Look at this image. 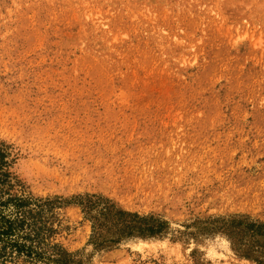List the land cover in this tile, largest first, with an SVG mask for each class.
Wrapping results in <instances>:
<instances>
[{"label": "rangeland", "instance_id": "rangeland-1", "mask_svg": "<svg viewBox=\"0 0 264 264\" xmlns=\"http://www.w3.org/2000/svg\"><path fill=\"white\" fill-rule=\"evenodd\" d=\"M0 143L81 264H258L215 219L264 222V0H0ZM87 194L162 234L97 248Z\"/></svg>", "mask_w": 264, "mask_h": 264}, {"label": "trees", "instance_id": "trees-1", "mask_svg": "<svg viewBox=\"0 0 264 264\" xmlns=\"http://www.w3.org/2000/svg\"><path fill=\"white\" fill-rule=\"evenodd\" d=\"M6 154L5 145L0 143V205L13 206L10 215H0V264H81L74 254L51 240L56 229L46 215L53 201H34L9 193L11 185L7 181L12 173ZM73 199L92 223L91 243L97 248H110L133 237L160 236L166 224L153 216L125 211L102 195L87 194ZM215 221L239 255L264 264V222L247 215L220 217Z\"/></svg>", "mask_w": 264, "mask_h": 264}]
</instances>
